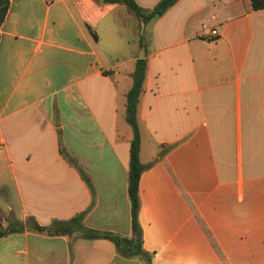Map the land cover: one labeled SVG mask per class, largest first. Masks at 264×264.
I'll return each instance as SVG.
<instances>
[{
  "label": "crops",
  "instance_id": "1",
  "mask_svg": "<svg viewBox=\"0 0 264 264\" xmlns=\"http://www.w3.org/2000/svg\"><path fill=\"white\" fill-rule=\"evenodd\" d=\"M137 58V216L152 264H264V7L245 0H176L147 21L120 1L8 0L3 223L85 211L86 227L132 234L125 108ZM0 264L144 261L109 238L25 227L0 237Z\"/></svg>",
  "mask_w": 264,
  "mask_h": 264
},
{
  "label": "trees",
  "instance_id": "2",
  "mask_svg": "<svg viewBox=\"0 0 264 264\" xmlns=\"http://www.w3.org/2000/svg\"><path fill=\"white\" fill-rule=\"evenodd\" d=\"M120 1L126 4L135 14L147 21L162 14L176 0H159L153 7L144 8L136 0H105ZM246 8H262L264 0H245ZM8 7V0H0V22ZM145 74L144 58H137L132 72V84L126 91L125 117L132 127V137L129 146V170H128V193L130 198L131 228L132 234L124 236L108 230H99L86 227L82 224L85 211L78 212L70 219H53L49 224H39L32 218L22 222L17 219H9L3 223L0 214V237L22 231L25 227L48 233V234H73L79 233L83 237H105L114 242L117 249L126 255H139L144 264H152L151 253L142 247V229L138 221V180L144 165L139 160L140 131L136 119V107L139 93ZM163 151V150H162Z\"/></svg>",
  "mask_w": 264,
  "mask_h": 264
},
{
  "label": "built area",
  "instance_id": "3",
  "mask_svg": "<svg viewBox=\"0 0 264 264\" xmlns=\"http://www.w3.org/2000/svg\"><path fill=\"white\" fill-rule=\"evenodd\" d=\"M200 32L202 34H207L209 36H213L216 35L218 33L217 28L216 27H212L207 23H202L200 25Z\"/></svg>",
  "mask_w": 264,
  "mask_h": 264
},
{
  "label": "rangeland",
  "instance_id": "4",
  "mask_svg": "<svg viewBox=\"0 0 264 264\" xmlns=\"http://www.w3.org/2000/svg\"><path fill=\"white\" fill-rule=\"evenodd\" d=\"M4 203V201H0V204H3Z\"/></svg>",
  "mask_w": 264,
  "mask_h": 264
}]
</instances>
